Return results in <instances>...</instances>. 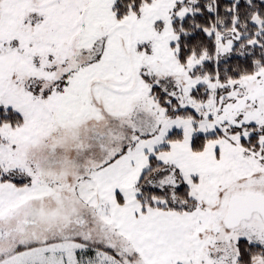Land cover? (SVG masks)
Masks as SVG:
<instances>
[{
    "label": "snow or ice",
    "instance_id": "6c2138e0",
    "mask_svg": "<svg viewBox=\"0 0 264 264\" xmlns=\"http://www.w3.org/2000/svg\"><path fill=\"white\" fill-rule=\"evenodd\" d=\"M0 264H264V0H0Z\"/></svg>",
    "mask_w": 264,
    "mask_h": 264
}]
</instances>
